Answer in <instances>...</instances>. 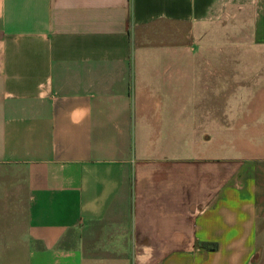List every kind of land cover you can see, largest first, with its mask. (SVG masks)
<instances>
[{"label":"crops","instance_id":"crops-1","mask_svg":"<svg viewBox=\"0 0 264 264\" xmlns=\"http://www.w3.org/2000/svg\"><path fill=\"white\" fill-rule=\"evenodd\" d=\"M0 264H264V0H0Z\"/></svg>","mask_w":264,"mask_h":264}]
</instances>
